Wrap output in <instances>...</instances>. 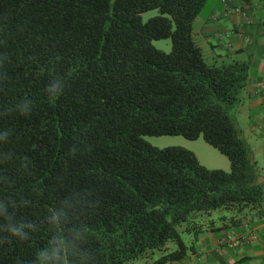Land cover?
Instances as JSON below:
<instances>
[{
  "label": "trees",
  "instance_id": "1",
  "mask_svg": "<svg viewBox=\"0 0 264 264\" xmlns=\"http://www.w3.org/2000/svg\"><path fill=\"white\" fill-rule=\"evenodd\" d=\"M207 1L0 0V264H38L58 231L79 233L83 264L156 251L147 264H173L194 250L179 229L195 215L264 216V172L232 113L249 66L205 60L193 24ZM164 39L170 53L152 44ZM50 82L66 87L58 100ZM146 136L203 138L231 171Z\"/></svg>",
  "mask_w": 264,
  "mask_h": 264
},
{
  "label": "crops",
  "instance_id": "2",
  "mask_svg": "<svg viewBox=\"0 0 264 264\" xmlns=\"http://www.w3.org/2000/svg\"><path fill=\"white\" fill-rule=\"evenodd\" d=\"M205 8L199 32L210 64L249 66L237 121H245L244 128L255 141L253 152L264 153V0H208ZM243 136L247 137L245 132ZM261 211L221 209L195 215L187 232V244L194 250L173 264H264Z\"/></svg>",
  "mask_w": 264,
  "mask_h": 264
},
{
  "label": "rangeland",
  "instance_id": "3",
  "mask_svg": "<svg viewBox=\"0 0 264 264\" xmlns=\"http://www.w3.org/2000/svg\"><path fill=\"white\" fill-rule=\"evenodd\" d=\"M204 10V11H203ZM202 13H200V15L197 17V19L195 20L194 24H193V36L195 39V42L197 43V45H199V47H201L202 51H203V55L205 60L210 64L212 63L207 54V46L205 47V45L203 44L202 40L200 38L201 34L199 32L200 30V26L203 22V19L205 17V11L206 8L203 9ZM160 16V12L158 10H152L149 12H146L144 14H142V21L143 23H147L150 19L155 18ZM153 46L157 49L160 50L162 52L165 53H170L172 51V41L171 39H164V40H159V41H153ZM216 44V43H215ZM204 45V46H203ZM210 50V49H209ZM216 52H218V49L215 50ZM238 107L235 108L233 110V115L236 117V119H238ZM241 123L238 122L240 128L242 129L243 132H245V135L247 136L245 139L248 142V144L250 145V147L252 148L254 145L253 142L255 143L253 137H250V132L244 128L245 127V121H242V119L240 120ZM144 139L150 143L152 146L163 149V148H167V147H182L185 148L189 151H192L198 158L199 162L205 166L206 168L210 169V170H223L225 172H230L231 171V165H230V161L228 160V158L224 155H222L216 148L212 147L211 145L207 144L203 138H200L198 140H188L186 138H184L183 136H161V137H151V136H146L144 137ZM253 139V140H252ZM253 151V149H252ZM254 153V152H253ZM263 152H256V154L254 153V157L258 163L259 167H264V158H263ZM180 235L183 238V240L188 243L189 239H188V234L186 231V225L182 226L179 229ZM167 248L168 251H173L176 249V244L174 242H169L167 244ZM162 252L160 251H156L153 253V255H151L148 258H141L138 260H135L133 262H129L126 264H147L150 263L152 261H154L155 259L159 258Z\"/></svg>",
  "mask_w": 264,
  "mask_h": 264
},
{
  "label": "clouds",
  "instance_id": "4",
  "mask_svg": "<svg viewBox=\"0 0 264 264\" xmlns=\"http://www.w3.org/2000/svg\"><path fill=\"white\" fill-rule=\"evenodd\" d=\"M65 91L66 87L56 82H50L45 88V94L51 101L58 100ZM62 216L63 212L54 210L50 219L58 224ZM23 228V225L13 224L10 225L9 231L13 236L24 240L27 238V233L23 231ZM86 255V251L80 247L78 232L66 236L58 231L48 241L47 246L39 251L37 261L38 264H83L82 258Z\"/></svg>",
  "mask_w": 264,
  "mask_h": 264
}]
</instances>
